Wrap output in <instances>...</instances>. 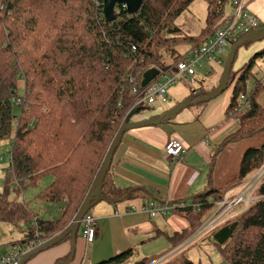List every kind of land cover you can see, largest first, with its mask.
<instances>
[{"label": "trees", "instance_id": "1", "mask_svg": "<svg viewBox=\"0 0 264 264\" xmlns=\"http://www.w3.org/2000/svg\"><path fill=\"white\" fill-rule=\"evenodd\" d=\"M102 1L0 0V139L9 136L14 128L7 180L15 179L23 189L51 177L52 181L36 199L47 205L44 210L50 211L55 206L59 214L54 219H41L40 209L35 211L26 205L0 207V221L25 224L28 238L16 245L28 240L32 232L39 239L53 238L73 220L135 96L125 81L130 74L136 78L137 91L140 90L146 70L151 66H167L181 56L183 52L174 49L175 45L198 47L230 13L228 0H206L207 14L200 33L181 35L174 21L194 0H142L136 14H129L119 5L112 22L104 19ZM235 42L227 44L220 54L221 62L213 64L222 66ZM166 53L168 63L163 61ZM259 58H264V47L237 70L231 67L227 85L231 87V96L225 116L236 120L238 128L214 149L212 161L228 144L264 131V109L258 102L264 85L254 79L252 72ZM202 69L193 74V82H201L196 75ZM251 79L254 86L249 88ZM187 81L175 84H190ZM216 85L207 91L202 87L191 89L183 99H196L213 91ZM240 94L248 95V107L238 112ZM208 102L199 105L203 108ZM263 164L264 141L243 152L235 178L222 187L212 185L209 178L201 192L175 202L173 213L189 222L187 232L199 229L226 192L246 181ZM113 165L111 161L102 183L101 195L106 200L114 204L123 199L151 201V194L142 187H116L111 177ZM258 188L256 195L261 196L237 217L221 222L208 233L225 264H264V181ZM183 237L170 236V239L177 243ZM66 239L70 236L63 240ZM132 255V249L128 248L96 264H124ZM69 256L70 253L56 264H63ZM158 256L133 264H145ZM179 264L194 263L184 260Z\"/></svg>", "mask_w": 264, "mask_h": 264}, {"label": "crops", "instance_id": "2", "mask_svg": "<svg viewBox=\"0 0 264 264\" xmlns=\"http://www.w3.org/2000/svg\"><path fill=\"white\" fill-rule=\"evenodd\" d=\"M246 5L258 17L260 23L258 30H260L261 26H264V0L261 3L259 0H249ZM263 46L264 43L259 44L258 50ZM259 59L264 61V58ZM230 96L231 91L228 94L222 92L201 108L195 120L198 124L195 121H190L191 125L203 129L201 134L193 132V134L184 137L174 126L175 133H169L165 126L170 123L163 122L130 129L122 135L112 157L114 165L111 168V177L114 185L119 188L142 187L151 194L149 202L160 203L170 210L164 214L158 212L151 216L145 210L149 202L144 203L140 199H123L116 204L108 200H100L94 203L89 210L96 221L92 243L101 242L105 249L111 247L118 251L125 248L127 242L152 241L164 236L172 244L167 249L170 250L176 244L173 243L170 236L184 235V239L179 240L180 242H191L197 237L198 229L187 232L190 230L189 222L184 216L173 213V204L200 192L209 178H211L212 185L216 187L227 184L238 175L242 152L254 145L248 140L249 138L230 143L238 145L232 153V159L229 155L226 160L228 163L225 164H219L217 159L228 144L218 151L212 161L214 149L238 128L236 120L225 116ZM258 102L264 109V89L259 94ZM151 116L153 115H143L142 120L151 118ZM133 121H137V119ZM216 125L215 129H211ZM171 138L179 139L187 149L180 159H172L164 152V146ZM235 156H237L236 159ZM129 208H134V210L129 211ZM168 228L174 231L173 235H169ZM80 231L76 238L78 252L83 244L90 243L84 240ZM107 242L108 245H106ZM60 245L61 251L66 255L70 253L71 239L61 241ZM55 249L47 252L45 257L48 258L40 264H54V260L63 258L62 256L58 257ZM49 257L53 259H49ZM80 259L81 257L74 263L72 260L70 264H81Z\"/></svg>", "mask_w": 264, "mask_h": 264}, {"label": "rangeland", "instance_id": "3", "mask_svg": "<svg viewBox=\"0 0 264 264\" xmlns=\"http://www.w3.org/2000/svg\"><path fill=\"white\" fill-rule=\"evenodd\" d=\"M248 1L249 0H245L246 3ZM261 1L263 0H259V3H261ZM228 10H229V5L227 6L226 11ZM230 11H231V7H230ZM206 14H207V1L194 0L189 5V7L186 10H184L181 13V15L178 16L174 21L175 26L179 28V32H180L179 34L192 35V36L199 34L201 29L204 27ZM263 43H264V39L262 41L248 42L246 44L241 45L235 54V58L232 63V70H237L244 63H246L249 60V58L254 54V52L259 49L258 45ZM174 49L178 50V52L181 53L188 51L190 48L186 43H180L175 45ZM169 60H170L169 53L164 54L163 61L165 63H168ZM253 66H254L252 69L253 77H255V75L258 73H260L262 77L264 75L263 59L255 60V64ZM151 68L154 67L151 66ZM210 71L213 72L212 75H209ZM221 72H222V66H216V64H213L212 62H204L203 69L198 70L196 75V78H198V80H201V82L196 81L190 84H185L180 82L173 86H170L167 89L166 102H163L161 99H156V102L153 104H149L147 106H141L131 115L130 120L133 121L137 119L138 121L143 119V115L160 114L164 110L171 108L175 104V102L181 101L185 96H187V94L190 93L191 89L202 87L206 91L209 90L213 85L217 84V80L220 77ZM253 81L254 80L251 79L248 82L249 88L253 87ZM129 85L131 86V84ZM230 90L231 87L227 88V90H225L223 93L228 94L230 93ZM14 111L15 113H18V108L15 107ZM200 111H201V107L199 104L186 107L182 109L180 112H178L170 120V124L166 125L165 127L168 129L169 133H175L173 126L176 127L175 129H177V131L181 133L184 137L187 136L188 134L189 135L193 134V132H195L196 134H201L203 133V129H200L197 126L190 124V121L193 122L196 120V117L198 116ZM216 127L217 125L211 129H215ZM13 129L14 128H12L9 136L0 139V207L12 208L17 205H26L27 207L35 211H38L40 209L39 216L41 219H54L59 216L58 209L55 208V206H52L50 207L51 208L50 211H48L47 209L44 210L47 207V205H45L43 201L36 199L37 194L45 186L49 185V183L52 181L51 177L49 176L44 177L42 180H40L37 186L25 187L23 189L19 187L15 179L9 178L7 180L6 169H8L9 167V162L11 158L10 150L12 147ZM248 140H250L254 144L252 145L253 147H258L264 141V131L258 136L250 137ZM237 146H238L237 144H229L223 150L222 155H220L217 158L219 164L228 163L226 162V160L228 159L229 155L231 156L232 159V153L237 148ZM236 157L237 156H235L234 158L236 159ZM263 167L264 164L260 169H262ZM8 175H10L9 172ZM262 181H264V178ZM205 185L206 184H204V186ZM242 188L243 186L241 185L240 186L237 185L233 187L232 189L227 191L226 197L230 198L239 190H242ZM259 188L257 187L256 190L254 191V196H257L256 193H259L258 192ZM217 208L218 207L215 206L214 209L210 211V213L213 214L215 211H217ZM243 208H244L243 204L235 207L234 211L232 212L233 218L237 217L238 214L243 211ZM202 230L203 232H198L197 237L193 241L191 242L178 241L176 244L173 245L175 248H171L170 250L167 249L172 244L164 236H161L152 241L141 242L140 240H137L136 242H127L128 244L125 246V248L118 251L113 250L111 247H107V249H105L103 243L101 242H95V243L90 242L87 244L85 243V245L83 244V246L80 248L78 252V250L76 249L77 248L76 245L75 247L76 252L73 258V263L74 261H78V259L81 257L80 259L81 264H96L100 261L106 260L120 253L121 251L127 250L128 248H131L133 250V255L124 264H133L134 261L143 258L149 260L158 255L167 253L168 251H171L167 256V258L165 259V261H167L168 264H179L184 260H191L194 264L224 263V258L219 254L218 251H216L215 246L212 243L211 239L207 237V234L211 229L208 228L207 230L205 229ZM168 233L169 235H173L174 231L168 228ZM27 238L28 235L26 234L24 222H19L17 225H14L0 221V253L6 251L8 248H11L12 245H14L15 243L21 242L22 240H25ZM106 245H108V242L106 243ZM60 246H61L60 243H58L46 250L41 251L39 255H34L25 264H34V263L40 264V262L42 261L44 263L45 259L48 258L45 257V254H47V252H51L52 250H54V248H56L55 250L59 255L58 257L61 256L64 257L66 254L65 252L60 250ZM49 259H53V258L49 257ZM53 263L56 264L57 260L56 261L54 260Z\"/></svg>", "mask_w": 264, "mask_h": 264}, {"label": "built area", "instance_id": "4", "mask_svg": "<svg viewBox=\"0 0 264 264\" xmlns=\"http://www.w3.org/2000/svg\"><path fill=\"white\" fill-rule=\"evenodd\" d=\"M228 2L231 7L230 13L219 22L206 40L198 47L183 52L179 58L172 60L167 66H153L158 70V74L145 87H140L141 89L137 91L136 85H134L136 78L130 74L125 81L131 84V94L135 96L126 115L141 105L154 103L156 99H161L165 102L167 100V89L170 86L175 85L177 81L184 80L192 83L194 80L193 74H195L197 69L203 68L204 62L219 64L221 62L220 54L227 44L237 41L252 30L258 29L260 24L258 17L248 9L245 0H228ZM121 7L125 8L124 5H121ZM222 62L224 63V59ZM254 79L264 85V75L261 77L260 73H258ZM240 100L241 103L236 108L238 112L248 107V95L240 94ZM164 152L172 159H180L186 153V148L179 139L171 138L166 142ZM263 178L264 167L240 184L243 186L242 190H239L230 198H227L225 194L223 199L217 202V211L206 219L200 229H211L221 222L232 218V212L235 207L243 204L244 208H246L251 201L261 196H254V191L263 182ZM145 210L151 216H154L158 212L160 214L167 213L170 208L152 201L148 203ZM95 223V218L90 213H87L82 219L81 234L86 242H92L94 239ZM45 241L46 239H39L36 232H32L29 235V239L21 245H12L11 248L0 253V264H19L24 256ZM170 252L161 254L145 264H162Z\"/></svg>", "mask_w": 264, "mask_h": 264}, {"label": "water", "instance_id": "5", "mask_svg": "<svg viewBox=\"0 0 264 264\" xmlns=\"http://www.w3.org/2000/svg\"><path fill=\"white\" fill-rule=\"evenodd\" d=\"M141 3H142V0H103L102 1V13L104 15V19L106 22L114 21L116 19L115 10L117 9L119 5H124L126 11L129 14H136L140 10ZM263 39H264V30H252L251 32L242 36L240 39H238L234 43V45L231 47V49L228 51V53L225 56L219 81L216 85V88L213 91L205 92L196 99H192L190 97L185 98L182 101H180L178 104H176L175 106L167 110H164L158 116L147 119V120L131 121L130 117L132 115V112H130L125 117L118 132L113 138L108 148V151L103 159V162L98 170V173L96 174L94 178V182L91 185L86 197L84 198L73 220L68 224L65 230H63L60 234H58L57 236L53 238L47 239L42 245L38 246L37 248L32 250L30 253H28L26 256H24L22 260L19 262V264H25L31 257H33L34 255H36L37 253L43 250L50 248L51 246H54L60 243L67 236H70V239H71V251H70V256L68 260L64 262L63 264H70L74 257L75 245H76V235L78 234L80 230L83 217L88 213V211L90 210V207L94 203L100 200L107 201L101 195L102 183H103V179L107 171L109 170L112 157H113V153L115 149L117 148L118 144L120 143L122 135L130 129L143 127V126H149V125H157V124L169 121L182 109L189 107L191 105H197V104H201L204 102H208L212 100L213 98L217 97L218 95H220L227 88V85L229 82V76L231 72V67H232V62H233L234 56L238 48L241 45L245 44L246 42H255V41H260ZM157 74H158V70L155 68H150L146 70L142 75L141 86L145 87L152 79L155 78Z\"/></svg>", "mask_w": 264, "mask_h": 264}, {"label": "clouds", "instance_id": "6", "mask_svg": "<svg viewBox=\"0 0 264 264\" xmlns=\"http://www.w3.org/2000/svg\"><path fill=\"white\" fill-rule=\"evenodd\" d=\"M258 30V29H257ZM233 218V217H232ZM200 229V228H199ZM199 229H198V231H199ZM199 232H203V230L202 229H200V231Z\"/></svg>", "mask_w": 264, "mask_h": 264}]
</instances>
